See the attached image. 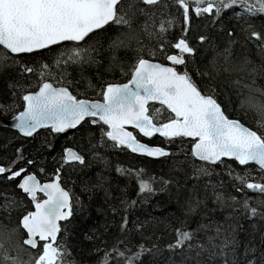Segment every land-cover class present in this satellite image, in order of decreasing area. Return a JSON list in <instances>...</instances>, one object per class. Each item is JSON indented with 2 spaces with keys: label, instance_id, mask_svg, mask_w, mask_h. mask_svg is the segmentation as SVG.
<instances>
[{
  "label": "snow or ice",
  "instance_id": "snow-or-ice-1",
  "mask_svg": "<svg viewBox=\"0 0 264 264\" xmlns=\"http://www.w3.org/2000/svg\"><path fill=\"white\" fill-rule=\"evenodd\" d=\"M0 264H264V0H0Z\"/></svg>",
  "mask_w": 264,
  "mask_h": 264
},
{
  "label": "trees",
  "instance_id": "trees-1",
  "mask_svg": "<svg viewBox=\"0 0 264 264\" xmlns=\"http://www.w3.org/2000/svg\"><path fill=\"white\" fill-rule=\"evenodd\" d=\"M225 87H227V86H225ZM221 99H223V97H221ZM232 100H233V104L238 103V101H237L235 95L232 96ZM157 107H158V106H157ZM230 115H231L233 118H236L237 113H236L235 111H231V112H230ZM243 122H244L246 125H248V126H252V125H251V121L248 120V119H245ZM154 142H157V143H158V142H159V139L155 140ZM173 150H175V149H173ZM140 159H141V158H136V160H132V159H131V154H129V157H128L127 159H125L123 156L121 157V160H122V162H124V163H137ZM145 166L148 168V170H149L150 172H156V173H160V172H161V168H162V166L159 164V162H153L152 164H146ZM165 170H166V169H165ZM113 174H114V173H113ZM132 194H134V193H132ZM156 199H157V198L154 197V198H153V202H155ZM4 223H5V224H8L9 222H8V221H4Z\"/></svg>",
  "mask_w": 264,
  "mask_h": 264
},
{
  "label": "water",
  "instance_id": "water-1",
  "mask_svg": "<svg viewBox=\"0 0 264 264\" xmlns=\"http://www.w3.org/2000/svg\"><path fill=\"white\" fill-rule=\"evenodd\" d=\"M157 106H159V105H157Z\"/></svg>",
  "mask_w": 264,
  "mask_h": 264
}]
</instances>
